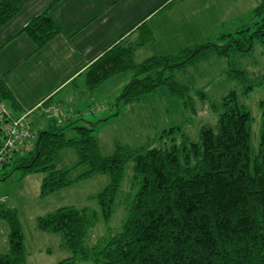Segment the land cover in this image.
<instances>
[{
	"label": "trees",
	"instance_id": "1",
	"mask_svg": "<svg viewBox=\"0 0 264 264\" xmlns=\"http://www.w3.org/2000/svg\"><path fill=\"white\" fill-rule=\"evenodd\" d=\"M21 6V0H0V27ZM21 30L40 48L59 26L46 8ZM150 38L151 32L145 28L132 44L113 43L102 52L84 71L87 91L114 73L129 71L130 79L115 96L116 104L136 102L163 85L187 105L188 87L177 81L174 72L213 52L227 56L231 51L247 52L257 40L264 43V0L253 8L252 21L234 32L135 61L134 48ZM227 72L242 85L243 94L264 83V74L247 78L241 68ZM199 93L205 97L204 92ZM0 102L7 107L1 126L22 109L2 77ZM210 105L219 110L216 124L201 125L195 140L183 131V124H173L155 135L158 139L168 137V145H151L149 140L133 146L116 142L114 151L104 155L94 125H73L74 120L60 123L51 118L45 128L34 131L30 127V144L14 149L11 158L3 161L2 177L14 168L23 175L39 170L44 173L39 193L46 195L95 173L106 174L107 183L92 196L102 218L105 222L110 218L117 197L125 207L119 229L98 236L91 246L84 245L89 226L97 219L90 206L65 205L37 216V228L59 232L62 247L73 253L72 258L56 264H69L75 257L89 259L92 264H264V98L258 101L261 120L254 146L250 111L237 102L233 89L221 97L220 108ZM69 128L73 134L67 137ZM62 148L74 149L77 161L58 169L55 160ZM129 160L132 194L130 188L127 192L121 189ZM82 164V171L73 175L71 170ZM7 165L10 170L5 169ZM0 217L7 221L9 231L8 249L0 252V264H21L25 253L17 210L0 202Z\"/></svg>",
	"mask_w": 264,
	"mask_h": 264
},
{
	"label": "rangeland",
	"instance_id": "2",
	"mask_svg": "<svg viewBox=\"0 0 264 264\" xmlns=\"http://www.w3.org/2000/svg\"><path fill=\"white\" fill-rule=\"evenodd\" d=\"M259 1L191 0L184 2L177 9L178 15H181L180 18L176 13L174 16L175 20H180L178 29L161 37L162 41L167 43L168 37L169 43L176 45L181 39H184L186 47H190L206 42L223 32H234L252 21V10ZM166 21L165 19V23ZM165 29L166 32L167 26ZM160 32L162 34L163 30ZM149 40L140 44H146L145 47L137 50L135 54L133 53L135 61H140L156 51L158 44ZM229 68L243 69L247 78H257L264 74V43L257 40L247 52L231 51L227 56H219L213 52L175 71L174 76L177 81L188 87V96L185 97L186 100L188 99L187 105L184 104L183 99L171 96L163 85H159L154 91L148 92L136 102L125 105L116 104L115 96L121 91L124 83L129 80L130 72L123 71L112 74L110 79L106 78L93 88L96 99L93 106L96 111L83 113L82 117L74 119L73 125H94L93 133L98 138V148L102 155L112 153L116 142L133 146L149 140L151 145H168V137L158 139L155 138V135L161 129L168 128L173 124H183V131L189 135L191 140H195L201 125L216 124L219 110L214 111L210 103L216 104L218 108L221 97L233 89L236 92L237 102L250 111L252 118L250 141L254 146L258 142L261 120L258 101L264 98V83L254 86L247 94H243L242 85L228 74ZM72 90L69 88V91ZM200 91L204 92V98L200 97ZM79 93L77 92L75 95L71 93L74 96V102L77 103V108L86 103L84 97ZM103 104L105 105V114H102ZM38 110L36 109L34 113L36 114ZM98 110L100 111L97 113ZM34 113L30 118H34ZM103 115L108 117L104 120L102 119L105 117ZM36 127L32 126L34 131ZM72 134V128L65 130L67 137ZM179 140L178 137L177 141ZM76 161L77 153L74 149L62 148L55 160V166L58 169L71 167ZM131 165L132 160H129L121 185V189L124 188L126 192L130 188ZM84 167V164L78 165L71 170V173L77 174ZM5 169L10 170V166L7 165ZM3 171L4 168L0 170V196H5V199L1 201V204L3 207L8 206L17 210L25 253L24 261L21 264H56L64 258H72V251L62 247L59 232H49L38 229L36 226L37 216L61 206L74 205L79 209L90 206L96 211L97 219L89 226L84 238L85 246H91L97 241L98 236L108 231L115 232L120 227L125 215V207L120 202V198L115 199L114 210L105 222L96 199L92 197L107 183L106 174L95 173L46 195H40L43 172L37 170V172H28L23 175L20 174L18 168H14L2 177ZM129 192L132 194L131 188ZM119 194H122V190L119 191ZM127 197L125 195L123 199L126 200ZM8 232L7 221L0 217V252L3 253L7 252L9 245L7 242ZM92 263L89 259L82 260L75 257L69 264Z\"/></svg>",
	"mask_w": 264,
	"mask_h": 264
},
{
	"label": "crops",
	"instance_id": "3",
	"mask_svg": "<svg viewBox=\"0 0 264 264\" xmlns=\"http://www.w3.org/2000/svg\"><path fill=\"white\" fill-rule=\"evenodd\" d=\"M187 1L191 0H21L19 11L0 27V77L22 108L15 116L23 115L31 128L42 129L51 118L65 123L94 111V91H87L83 80L86 67L113 43L132 44L145 28L151 32L149 41L158 44L149 56L186 47L184 39L176 46L161 37L178 29L180 20L174 16ZM46 8L59 30L37 48L21 29ZM145 45L136 46L134 54ZM77 92L86 100L78 108L71 95ZM102 109L105 114L104 104ZM3 199L0 196V202Z\"/></svg>",
	"mask_w": 264,
	"mask_h": 264
},
{
	"label": "built area",
	"instance_id": "4",
	"mask_svg": "<svg viewBox=\"0 0 264 264\" xmlns=\"http://www.w3.org/2000/svg\"><path fill=\"white\" fill-rule=\"evenodd\" d=\"M7 113V107L0 102V119ZM33 138V131L23 115L12 116L0 126V165L11 158L13 150L28 146Z\"/></svg>",
	"mask_w": 264,
	"mask_h": 264
}]
</instances>
